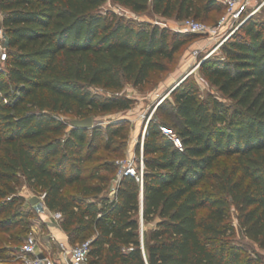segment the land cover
Listing matches in <instances>:
<instances>
[{"label":"trees","instance_id":"obj_1","mask_svg":"<svg viewBox=\"0 0 264 264\" xmlns=\"http://www.w3.org/2000/svg\"><path fill=\"white\" fill-rule=\"evenodd\" d=\"M107 1L0 0L7 36L0 62V231L24 225L13 212L25 181L45 193L70 237L94 229L88 264H262L230 240V220L234 210L244 236L264 251V23L258 13L250 17L221 45L223 55L200 66L231 105L201 97L185 78L148 123L143 186L124 176L110 195L126 121L69 128L62 115L131 109L125 84L143 86L167 72L196 36L103 13ZM111 1L173 22L218 17L212 26L226 11L222 0ZM90 87L112 94L100 97ZM162 126L175 131L183 150ZM3 261L0 250V264H9Z\"/></svg>","mask_w":264,"mask_h":264},{"label":"rangeland","instance_id":"obj_2","mask_svg":"<svg viewBox=\"0 0 264 264\" xmlns=\"http://www.w3.org/2000/svg\"><path fill=\"white\" fill-rule=\"evenodd\" d=\"M101 11L103 13L114 12L117 15L123 16L127 20H131L136 23L149 22L151 24H158L161 27L170 28L174 31L177 29L175 28L176 24H174L173 21L163 19L151 12H132L130 9L116 4L111 0H108L101 7ZM217 18L218 17L216 16L212 17L210 20L206 21V24L212 26L210 24H212ZM256 19L259 22L264 23V6L258 12ZM0 20H2L1 15ZM193 34H195L196 37L185 45V47H183V49L178 53L175 61L169 65V70L167 72L155 73L151 81L143 86L134 87L131 84H125L121 93L135 100L131 109L121 112L114 111L111 113L95 112L90 115L94 126L105 127L109 123L126 121L128 140L124 155L117 156L116 164L118 160L126 158L130 152H133L136 157L141 156V140L144 128L149 121L156 116L158 106L185 78L189 79L191 84H195L198 87L201 97L206 98L213 95L218 97L219 100L226 106L231 105V102L228 99L223 98L216 91V89L209 84L200 69L201 64L207 58L214 57L216 55H223L222 47L216 46L217 41L205 34ZM196 52L197 54H195ZM0 68H4V65L2 64ZM175 78L178 81L176 85L169 84L161 86L162 83L165 84V82L174 80ZM165 88L167 89L165 90ZM90 90L93 94L100 97L112 94L110 91H106L100 87H90ZM170 98L171 96L168 97V99ZM62 118L69 123V128L71 127L70 122L77 119L70 114L62 115ZM168 119L170 120V118ZM164 127L168 129L171 128L169 126ZM103 154L107 159L114 158L112 155H108L106 153ZM115 178L110 184V195H113L115 192L113 190ZM14 197L18 200V202L14 207L13 214L20 218L24 222V225L18 226L9 232L0 231V250L1 256L4 258L3 262L9 264H25L21 248L25 240L30 236H33L37 240L38 249L44 250V246L47 245L53 250L54 254H57L59 250L61 251L60 242L56 240L53 234L56 229L62 230L61 222L63 218L59 212L48 209L44 201L45 193L38 188L30 187L25 181H23ZM36 197L40 198V201L34 205L31 204L30 200ZM230 221L235 228L234 233L230 236V240L240 245L246 254L253 257L259 256L262 264H264V251L261 250L256 243L244 236L234 210ZM94 235H96L94 229L85 230L80 232L79 236L74 235V237H70L67 233L68 243L70 246H77L84 241L91 240Z\"/></svg>","mask_w":264,"mask_h":264},{"label":"built area","instance_id":"obj_3","mask_svg":"<svg viewBox=\"0 0 264 264\" xmlns=\"http://www.w3.org/2000/svg\"><path fill=\"white\" fill-rule=\"evenodd\" d=\"M226 6L225 13L221 16L216 26H209L206 23L191 18L175 21L177 32L205 34L217 41L216 46H221L236 30H238L250 17L256 15L264 6V0H222ZM7 36L0 23V62L7 59ZM197 54V52L195 53ZM147 126L143 130L141 140V156L136 157L130 152L126 158L117 161L118 172L115 178L114 189L119 180L124 176H132L143 186L145 171L143 145L147 132ZM162 132L169 136L175 147L183 150V144L177 134L170 128L161 127ZM92 240H87L77 246L61 245V256L57 260L50 257L39 258L37 240L28 237L21 250L25 264H87L91 250Z\"/></svg>","mask_w":264,"mask_h":264},{"label":"crops","instance_id":"obj_4","mask_svg":"<svg viewBox=\"0 0 264 264\" xmlns=\"http://www.w3.org/2000/svg\"><path fill=\"white\" fill-rule=\"evenodd\" d=\"M1 21L2 20H0V23H1ZM177 82L178 81L175 78L174 80H169L168 82H165V84L162 83L161 86H165V85H169V84L176 85ZM166 89L167 88H165V90ZM53 235H54V237L56 238V240L58 242L65 243V244L69 245L67 233L63 229L62 230L56 229ZM38 250H39V255L42 254L44 257H50L53 260H57L61 256V251L60 250H59V252L57 254H54L53 250L50 247H48L47 245L44 246V250L43 249H38Z\"/></svg>","mask_w":264,"mask_h":264},{"label":"water","instance_id":"obj_5","mask_svg":"<svg viewBox=\"0 0 264 264\" xmlns=\"http://www.w3.org/2000/svg\"><path fill=\"white\" fill-rule=\"evenodd\" d=\"M70 125H71V127H81V128H87V129L94 127L91 117H86L83 119H74L70 122ZM143 153H144V150H143ZM39 201H40V198L36 197V198H32L30 200V203L34 205ZM143 206H144V197L142 194V217H143ZM39 258H44V256L42 254H40Z\"/></svg>","mask_w":264,"mask_h":264}]
</instances>
